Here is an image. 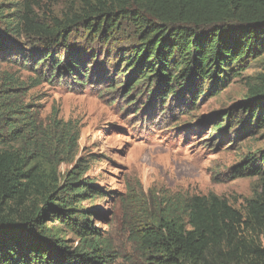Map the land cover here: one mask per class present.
<instances>
[{
	"label": "trees",
	"instance_id": "obj_1",
	"mask_svg": "<svg viewBox=\"0 0 264 264\" xmlns=\"http://www.w3.org/2000/svg\"><path fill=\"white\" fill-rule=\"evenodd\" d=\"M75 1L61 17L37 14L41 0L0 6V54L12 49L5 35L24 39L28 52L16 53L34 63L39 80L50 82L71 73L83 83L87 74L91 81L100 72L107 79V67L113 66L115 77L126 79L118 88L129 103L125 109H137L134 117L151 97L158 110H166L165 102L194 108L196 99L219 95L232 77L264 56V0ZM127 29L136 42L121 49L119 37ZM262 79L263 85L249 90L244 115H227L208 139L216 132L228 136L247 117L244 133L264 128ZM109 84L116 89L115 79ZM33 108L0 99V264H115L101 231L91 224L95 214L81 207L103 198V191L80 179V167L60 185L30 168L27 157L10 146L19 139L14 124H25V118L36 124ZM263 165L264 152L248 156L233 169V178H264ZM67 231L79 239L77 247L68 242ZM263 235L264 187L244 211L213 194L168 200L136 237L148 264H264Z\"/></svg>",
	"mask_w": 264,
	"mask_h": 264
},
{
	"label": "rangeland",
	"instance_id": "obj_2",
	"mask_svg": "<svg viewBox=\"0 0 264 264\" xmlns=\"http://www.w3.org/2000/svg\"><path fill=\"white\" fill-rule=\"evenodd\" d=\"M22 1L0 0V6L10 9ZM71 2L76 1L41 0L36 13L61 17ZM132 34L127 29L119 37L121 49L135 45ZM4 38L12 49L9 55L0 54V99L11 98L16 106L32 105L38 116L36 124L27 118L25 124L21 120L22 125L14 124L20 130L19 139L10 146L27 157L30 168L60 185L80 167V179L88 178L103 191V198L83 201L81 207L95 214L91 224L101 231L115 264L149 263L136 234L168 200L213 194L244 211L263 192L264 178L236 179L232 171L248 156L261 157L264 128L244 133L251 121L245 117L242 124L237 122L228 130V136L222 138L216 132L208 138L216 124H225L227 115H244L243 106L251 102L249 90L263 85L264 56L252 61L239 78L232 77L219 95L205 93L196 99L194 108L165 102L166 110H158L151 97L134 117L137 109H125L129 103L118 88L126 79L116 78L113 66L107 67L109 78L100 72L91 81L87 74L86 83L77 81L76 73L52 82L39 80L34 63L23 62L16 53L19 49L28 52L24 39ZM112 79L117 83L113 91ZM67 134L71 140L65 142L62 138ZM65 236L71 246L79 245L70 231ZM261 242L264 246V235Z\"/></svg>",
	"mask_w": 264,
	"mask_h": 264
}]
</instances>
